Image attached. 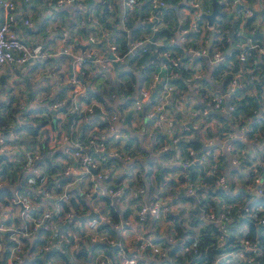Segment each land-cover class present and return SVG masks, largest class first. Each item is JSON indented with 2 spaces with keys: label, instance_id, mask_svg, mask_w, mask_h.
<instances>
[{
  "label": "crops",
  "instance_id": "1",
  "mask_svg": "<svg viewBox=\"0 0 264 264\" xmlns=\"http://www.w3.org/2000/svg\"><path fill=\"white\" fill-rule=\"evenodd\" d=\"M89 1L90 4L87 7H85L87 3L85 0H76L71 4L67 3L59 7L49 5L45 0H29L26 5L16 2V12L14 15L15 22L10 25V30L22 41H25L28 44L40 45L41 49H44L48 55L39 62L3 65L0 72V94H3V97L0 99L10 101L12 107L15 108V106H19L20 109L24 111L25 109L41 107L47 99L57 98L59 92L64 88L63 84L65 82L64 79H66V74L69 73L70 70L74 71L77 69V66H72V58L69 54L58 53L57 51L61 44V33H66L68 38L66 41L70 44L73 52L80 51L84 53L87 49V42L85 41L86 35L89 33L94 34L97 29L105 26L99 21V19L102 18L101 16H103L101 15L103 11H106V21L111 23L112 28L114 27L115 29L124 31L127 35H130L136 26H146L147 24L152 26L153 24L148 21V16L150 14L149 11H147L141 18H126V13L122 8V2L117 3V0ZM183 1L184 0H165L167 5L173 10V15L167 17L165 20L168 23H175L173 27L175 28V31L172 34L173 38H158L151 40L150 34L146 35L143 33H140L138 37L141 39L145 37L148 38L150 44L161 45L165 42L166 44H173V47H175V44L173 43L174 37L175 42H177V44L180 43V39L177 35V28L190 26L191 23L198 26L203 24L201 18H198L197 20H192L190 16H188L189 19L187 18V14L185 13L187 7L184 5L185 2ZM202 1L205 10L209 13L211 10V0ZM221 1L222 0H216V4H219L220 2V6L222 5L224 8V2ZM145 3V1H141V4L135 9L138 14L141 13L142 6ZM242 6V4H238L233 8L234 10L231 9L227 11L224 9L225 14L227 13L226 15L231 16L232 14H235V9L241 8ZM261 13L264 14V12ZM217 16H215V19ZM2 18L3 12L0 8V20H2ZM24 19H28L30 23L24 24ZM249 21H255L258 24L256 33L261 36V40H264V24L260 23V14H257L256 17H250ZM234 24L236 23H233L232 25ZM241 24H243L242 21ZM83 26H86L85 30L82 29ZM237 27L239 28L238 25ZM150 28L151 31H153L152 27ZM111 31L113 34L115 33L114 36L116 37L117 32L113 30ZM206 31L202 35L191 34L186 38V40L191 41L194 38H198L200 46L191 47L192 49H198L201 46H208L210 36H206ZM233 35V30L231 29L228 33V38L233 39ZM150 44H146V47H150ZM232 44L233 42H230L225 50H228L229 46ZM166 50L169 51V54H173L174 48L170 46ZM212 50L213 49H211V51ZM152 52L153 51H151L149 57L142 61V63L145 64V67H142L141 65V68L137 64H129V58L127 59V57L124 58L119 65H113L111 62H107L105 65L101 66L87 62L81 67L84 73L79 76L80 79L85 82L83 93L87 91L86 88H89L88 91L91 93L101 95V99L98 100L92 95L87 97V95L84 94V98L80 100L79 103L81 105H89L97 108V113L88 115L86 120H79L78 118L76 119V117L72 119V116L68 122L67 116L63 112L57 113L55 111L56 114L53 120L52 116H47L43 111L28 115L37 117L35 123L40 124L37 130V136L40 141H43L42 138L46 133L47 140L45 143L47 148H50V144L55 143V140L50 141V139H48V133L50 134V132L55 134V136H59L62 133L67 134L70 140H80L81 144H85L82 140L91 133L97 134L96 132H89L93 126H98V123H100L102 126H98V133L107 132V134L104 133L108 137L105 141H111L113 135H116L118 137L112 140L113 146L118 147L116 144H128V148H132L135 153L133 157L130 156L129 161L123 162V167L115 165L114 162H109L103 169V180L97 181L99 189L106 186L126 187L123 195L125 196L124 198L127 199L118 200L116 198L109 200L113 207L124 216L120 219V222L113 225V236H110L103 230L97 231L96 229V231H90L87 233V236L85 235L80 238L79 242L75 245L71 241H63L62 246L59 247V252L60 255L63 256L62 258L66 260L65 264H88L90 262L92 257L89 256L85 259L77 254V250H80V248L91 249L90 247L93 244L100 241L95 240L91 243L88 236L94 238L103 237L104 239L111 240L114 252L111 254V257H107L109 264H116L118 260L117 252L135 254L137 239L143 236V234L148 233L153 239L159 240L165 234L170 233V229L173 226V218L170 217L171 214L176 217L180 215L179 219L181 225L183 227H188V217H186L185 211L192 206L193 208H197L199 198L198 200L196 199L195 203L191 204L181 201L180 197L185 195L183 189L184 181L179 180V177L178 179H175L180 173V169H174V165H178L177 162L182 160L180 159V155L182 156L183 154L182 150L180 148H178L177 151L173 150V146L163 139V132L160 133L154 127L152 123L153 119L147 116V112L150 109V107H148L150 96L153 93L152 98L154 99L162 90L161 88L163 84L160 88L161 90L159 89L158 91L156 90V86L162 83L164 76L167 74L166 68L156 59V56L158 57L155 53L156 51ZM183 58L185 59V62L183 63L186 69H198V72L202 76L201 83L204 84L203 87L223 93L225 99H228L222 81H220V78L217 76H214V71L218 64L210 61L208 58L197 57L188 53H183ZM149 64L154 65H150L148 81V84H151L152 82L153 85L148 88L149 95L146 100L147 102L142 103L140 109L135 111L130 108V104L127 105L125 102L128 97V95H126V90L128 88L126 83L128 82L123 76H119V74L124 71H130L137 76L140 71H144V68L148 67ZM86 65L87 67H85ZM260 71L261 69L255 71L253 68L246 70L249 82L253 80L259 81L264 88V71L263 73H259ZM154 75L156 76L155 80H153ZM178 76L179 74L176 77ZM242 77L243 76H241V78ZM178 78H181V75ZM241 84H243V80H241ZM171 85L173 88L170 91L163 108L165 119L167 120L172 133L183 134L184 139L181 140H187L191 137L195 138L201 143L199 147L207 141L206 139L209 140V138H212V142L219 146L220 141L217 140L218 138L215 136H206L207 134L200 131L201 125L210 118V115L212 114L209 113L210 108H208V104L200 101L201 99L198 90L196 91L194 88L187 85L186 82H183L182 87L177 84ZM141 86L140 83V87ZM139 88L136 86L135 92ZM63 92L65 93L64 90L61 93L63 94ZM246 92L250 96H254L252 88H248ZM83 93L79 96L83 95ZM259 98L260 100L258 99V102H260L261 106H264V98L261 94H259ZM203 110H205L206 113L204 116H201L200 112ZM111 112H116V117L109 120L108 116ZM259 112L260 111L256 112L254 117H256ZM15 114L17 115V112ZM241 115L242 114H240L239 119H242L241 124L244 128L243 132L238 134L235 128L236 126L233 124L229 125V130H231V132L230 136L227 138L229 142H234V140L239 139L241 136L243 146L237 148L241 150V154L237 155V153H234L233 155L224 152L226 154V162L223 167L225 174L230 181L232 180L229 183V186L224 189L227 193H229V190L231 189L237 198L236 200L241 203V205H239L241 206L240 208L243 206H250L253 202H256L259 197L253 190V185L247 187L245 183V181L249 179V174H252V168L259 169V173L262 176L261 181L264 184V132L262 134L260 132L249 133L248 130L251 127V118L241 117ZM90 117L95 118L96 121L88 127ZM187 133H189V135H186ZM20 136L24 137H19V141L14 142V137L9 135L6 139L3 138L2 144H9L11 147L26 153V150L31 149V147L25 144H29L27 138L31 139V137L25 136L24 132H21ZM223 140H226V137L225 139L223 138ZM151 141L154 143L151 144ZM226 142L227 141L222 142V144ZM13 144H18V146L15 147ZM55 144L54 148L59 146L58 142ZM162 147H165V149H162ZM179 152L180 154L178 158ZM30 157L31 155H26L25 163H30ZM233 157L236 158L235 163H231L230 161V158ZM253 162H255V164H253ZM71 167L72 169L69 172V182H72L75 179V176L82 172L79 167ZM22 173V176L19 174V176L16 175L17 177L15 178L16 182H19V184H23L24 181L27 182V177L30 176L24 172ZM54 174L56 173L53 172L52 175ZM89 179L90 178L87 174H82L80 182H72V184L63 187L66 190L75 189L78 193H80V191L82 193L84 190V183L86 182L87 184H90ZM236 182L237 185H235ZM242 182L243 184L241 185ZM13 190L15 193V189ZM132 194H136L135 197H131ZM95 195L96 194L92 195V197ZM20 196H22L21 199L23 200L27 197L24 193H20ZM199 197H204L203 192L200 191ZM156 199H160L161 201L170 204L169 207L171 208L166 212L168 215L165 216V214H161L158 218L148 215L145 222L138 223L136 220L137 217L134 204L132 203H149ZM101 207V211L105 209L104 204H102ZM2 208L3 211L7 210L6 214H9L11 217L17 218L19 215V205L5 204L1 206V209ZM259 210H261V214L264 215V207L260 206ZM88 214L89 213L86 212L79 215L76 214L74 217L66 220L61 216L55 221V223H57V225L61 224L63 227L66 225V227L74 225L75 227L80 228L88 220ZM29 242H26L24 246L23 261L14 264H32L31 261L33 259H42V255L34 256L35 258L32 259L33 256L29 253L28 249ZM101 250L104 251V248L94 247L93 255ZM145 252H147L144 253V256H146L147 259V264H155L156 257L148 250ZM176 253H181L179 247L178 250L174 252V254ZM2 255L4 257L5 253L2 252ZM52 260L55 262L60 261L61 264V260H59L57 256H54ZM4 263H7L5 259Z\"/></svg>",
  "mask_w": 264,
  "mask_h": 264
},
{
  "label": "built area",
  "instance_id": "2",
  "mask_svg": "<svg viewBox=\"0 0 264 264\" xmlns=\"http://www.w3.org/2000/svg\"><path fill=\"white\" fill-rule=\"evenodd\" d=\"M18 0H0V8L3 12V18L0 20V72L5 64H27L31 62H39L41 61L46 55H48L44 49H41L40 45L38 44H28L25 41H22L16 34H14L10 30V25L15 22L14 15L16 12V2ZM22 2H29V0H21ZM49 5H53L54 7L62 6L63 4H67V0H45ZM76 0H71V3L75 2ZM141 1H145L148 6V10L150 12L148 16V21L153 23L152 24V30H155L156 28L161 26H165L166 24L164 22H161V13H159V10L161 8H164L167 6V3L165 0H136V3L134 6H129L126 2V0H123L122 2V8L126 14H129L133 12L140 4ZM224 2V9L225 10H231L233 9L231 7V4L229 0H222ZM184 5H186V14L187 18L188 16L192 18V20H197L198 18H201L203 24L200 26L195 25L194 23H191L190 26H184L177 28V35L180 39V43L177 44L175 42V37L173 40V43L175 44V47L180 48L182 53H188L193 56L197 57H205L208 58L210 61L215 62L219 65H224L226 69H223L222 72L214 74V76H217L220 78V81H222L223 86L225 87V94L227 95L228 99H225V95L223 93L209 90L204 86V84L201 83L202 76L198 72V69H191V73L189 76L185 78V82L187 85L194 88L196 91L199 92V97L201 102H205L208 104V108H210L212 111H219L221 113H224L226 117H222L226 122L227 126L232 125V118H233V110H234V104L229 103V98H233V101L238 103L241 100V95H237L236 91L238 88H241L243 84H241V74L242 72L246 71L245 67L242 66H236L232 67L231 62L229 60H225V56L230 53V51H236L235 58L238 61H242L245 59L246 52L245 49H250L255 51L257 54L262 55L264 57V46L261 44H258L254 42L251 39V36L257 32L258 24L253 21L249 22L248 25L244 26V24H241V21L244 22V19L241 18V13L243 6L241 8L235 9V14H232L231 16H228L225 14L227 22L232 25L233 23H236L239 26L236 29L233 30V36L236 38V40L231 45V48L228 50L220 51L218 48L213 49L212 51H208L205 46H202L198 49H192L190 47V44H188L191 40H186L187 37H189L192 33H198L200 35L204 34L207 29H211V24L208 25L203 18V14L207 13L205 10V6L202 0H184ZM68 3V4H71ZM237 6V5H236ZM234 10V9H233ZM158 12V13H157ZM154 21V22H153ZM24 24L30 23L28 19L23 20ZM235 25V24H234ZM227 29V28H226ZM225 28L220 29H214L210 31V38L213 40H217L218 42L221 40L222 35L224 33V30L227 31ZM254 29V30H253ZM111 27L103 26L99 29H97L96 33L94 34H87L85 37V41L87 42V49L86 51L80 52L76 51L73 52L71 50V46L66 41L67 35L65 32L61 33V44L59 45V48L57 49L58 53H64L69 54L71 56V62L73 63L72 66H77V69L74 71H69V73L66 74V79L63 87L66 91V100L68 101L67 104H64L61 101H55L51 102L49 105L52 110H57L63 105L65 106V110L67 112H71L73 114H78L79 120H86L88 114H91V106L89 105H81L77 99L80 94L84 91V84L85 82L80 79L79 75H82L84 72L81 69L85 63L90 64H96V65H105L107 62L113 63V65H119V63L127 57L130 58L133 53L138 49L140 51L147 52L146 47V41H149L148 38H143L139 40H135L133 42L128 43V50L125 55H119L117 53V45L113 41L114 34L112 33ZM104 42V45H101ZM186 43L188 45H186ZM159 45V44H157ZM104 48V49H102ZM208 48V47H207ZM155 52V51H154ZM158 56L169 58V64H168V72L164 76V83L162 86V90L156 95L155 97V103L150 106L149 111L147 112V116L153 119V125L154 127L160 132H163V139L167 141L170 145L173 146V150H178V141L181 139H184L183 134H174L172 133L170 127L168 126L167 120L165 119V112H164V105L166 102V99L168 98L170 91L172 90L173 86L168 83V80L170 78L176 77L178 75L177 71H175L173 68L178 66V61L180 57L182 56V53L180 51L173 50V55L169 56L168 50H157L155 52ZM169 56V57H168ZM164 66V64H161ZM216 66V67H217ZM87 67V65L85 66ZM165 67V66H164ZM223 75L229 76L228 81H225V78ZM156 79V76L154 75L153 80ZM86 80V78H85ZM150 83V82H149ZM151 84L142 85L137 91H136V99L130 104V108L134 109L135 111L139 110L142 103L147 102V98L149 95V87L152 86ZM204 88V89H203ZM238 101V102H237ZM236 105V104H235ZM264 109V106H262ZM58 113V112H57ZM206 113L205 110L200 112L201 116H204ZM216 115V114H212ZM220 116V115H216ZM116 117V112H111V114L108 116L109 120H112ZM151 119V120H152ZM236 126V132L239 134L243 132L244 128L241 123H235L233 124ZM218 128H222L221 134L222 137L218 138L217 140L220 141L219 146H217L216 143L212 142V138L206 139L207 141L204 142V144L200 147V149H193L191 147H186L185 152L187 155V158L184 160H180L178 163L180 173L177 175L175 179H178L179 176H183L184 184L183 188L185 190V194H188L190 196H196L194 193L195 190V183L197 182V186L200 187L203 191V196H206L205 190L209 188V184H207L204 181L194 180L190 181L186 176V169L190 164L193 162H197L201 165L209 164V162L217 161V158L220 156L221 153L227 152L228 154L234 153L237 155L241 154V150L237 149L238 147H235L232 142H229L227 138L230 136L231 130H229L226 126L224 127L221 123V121H218L214 119L212 116L208 118L200 127V131L204 134H207V132L216 133ZM250 130V128H249ZM248 130V131H249ZM96 132L97 134L91 133ZM91 134L88 135V139L85 144L80 145V142L76 139L70 140L67 134H60L59 136H55V134L48 133V139L50 141L55 140V143H59L60 149L64 152L66 158L62 160L63 163V173L69 174L72 167H79L81 169V173L77 174L75 176V179L72 182H80L81 175L87 174L89 176V182L90 184L84 183V190L80 191L82 194L83 199H85L88 202L89 210L87 213L93 212L96 215L90 216L86 223L80 227L82 230V235L79 236L77 232L75 231H69L66 230L64 233L60 234H53L51 231L43 240L42 243L36 244L32 250L29 252L32 255H44L47 251L55 248H59L60 244L63 241H71L74 245L79 242L80 238L87 236L88 232H93L96 230L97 225L100 220H104L106 222H109L108 217H106L101 212V205L104 204V200L101 198H108L111 199H118L123 200L127 199L124 198L123 195L124 190H126V187H112V186H106L102 189H99L97 186V181L103 180L104 178V168L102 165H99V161L96 158H92L87 152L84 151V148H89L92 151L100 152L105 151L106 156L108 157H115L117 155H121L122 159L124 161L130 160V155L124 152L121 148L122 144H116L118 147L113 146L112 140L114 138H117L118 136L113 135V139L111 141H108L109 143H106L105 140L108 138L106 136L107 132L98 133V126H93L90 130ZM106 133V134H104ZM186 135H189L187 133ZM226 140H223V138ZM239 140H242L241 136L239 137ZM226 143L222 144V142ZM3 140L0 138V153H10L14 149L8 144H2ZM50 144V149H54L56 144ZM111 143V144H110ZM123 143V141H122ZM154 143L151 141V144ZM162 149H165V147H162ZM32 151H28L29 155H31L30 160L36 159L39 157L37 154V149L32 148ZM234 151V152H233ZM238 151V152H236ZM105 156V155H104ZM103 156V157H104ZM103 157L101 159H103ZM123 161V162H124ZM231 163L236 162V158H230ZM244 163V162H243ZM255 164V162H253ZM24 170L26 172L37 174L40 172L39 168L35 167L32 163H27L23 166ZM130 169V168H128ZM92 170V173L90 172ZM251 182L247 183V187L253 185V190L255 191L257 196L264 195L263 188L260 186L262 176L260 175L257 168H252V174L250 176ZM232 181V180H231ZM228 176L224 174H218L215 178V186H220L221 188H227L229 186V183L231 182ZM72 182L66 183L65 185L72 184ZM64 185V186H65ZM37 192L41 193L39 196V201H35L33 197L26 198L25 200L19 199V197L14 196V202L17 203V206H20L19 216L26 218L31 225L29 226H23L22 230H13L11 226H5L2 223H0V245H2V237L5 230H11V233L9 234L8 238L12 242L11 245L7 246L6 248V257L5 260L9 264V261H12L14 263H21L23 261V255H24V243L23 239L27 240L34 236L33 230L45 223V227L53 229L54 223L51 220V217L54 214L59 213L58 205H53V207L48 208L46 205H44L43 199L44 198H52L53 195L51 193H47V191L44 190V188H37L35 189ZM63 191H67L64 187H62ZM96 194L92 197V195ZM200 194V192H199ZM136 194H132L131 197H135ZM62 200H66L67 196L66 193L60 194L58 196ZM100 203V204H99ZM135 213H136V220L138 223H143L146 221L148 215H151L154 218H158L161 214H165L171 207L170 204H167L164 201H161L160 199H156L153 202L149 203H142V202H134ZM39 208L40 211L38 214L34 217H28L26 210L31 208ZM223 208V207H222ZM80 209V208H79ZM259 209V207H256L255 205L251 204L250 206H243L241 210H243L242 217H249L254 210ZM3 208L1 209L0 206V219L3 218ZM62 217L66 220L73 216V212L71 210L64 212ZM58 218V216H57ZM205 218L207 221L213 223L216 227V230L218 233L216 234V240L221 242L223 241L225 235L227 234V226L232 222V217L227 211H220L217 215H215L212 210H208L205 213ZM48 222V223H47ZM68 222V221H65ZM259 226H264V216L261 215L257 217L255 221ZM61 225V224H60ZM28 230H27V229ZM247 232V227L242 228V234L237 237L235 248L233 250L225 251L213 258L210 264H241V262L250 259L246 257V253H249L251 255H257L260 252L264 251V247L261 249L260 245H258L255 241H251L245 237V234ZM23 238V239H22ZM22 239V240H21ZM88 239L90 242H93L95 240H100L101 242H106L107 244L112 245L111 240L104 239L103 237L94 238L92 236H88ZM162 241L155 240L151 235H147L146 233L143 234V236L139 237L136 242V248H135V254H128L126 252H117L118 253V260L116 264H142L145 261H147L146 256H144L145 251H150L155 257H156V263H159V260L164 256V248L163 244L172 245L176 242L177 238H175L174 233H167L164 236H162ZM80 248V246H79ZM81 249V248H80ZM3 250V246H2ZM180 250L183 251H190L195 252L194 246H182ZM15 256V259L13 260V257ZM91 264H109L108 257L104 253V251H99L95 255L92 256L90 260ZM6 263V264H7ZM44 264H60L59 262H55L52 259H46L44 261Z\"/></svg>",
  "mask_w": 264,
  "mask_h": 264
},
{
  "label": "trees",
  "instance_id": "3",
  "mask_svg": "<svg viewBox=\"0 0 264 264\" xmlns=\"http://www.w3.org/2000/svg\"><path fill=\"white\" fill-rule=\"evenodd\" d=\"M17 2L19 4L26 5V3L22 2L21 0H18ZM85 2H87L85 7H87L90 4V1L85 0ZM142 7L143 8H142L141 13L138 14L134 10L133 12L126 14L125 17L126 18L143 17L149 8L147 6V3L143 4ZM216 7L220 11L221 9L220 2L219 4H216ZM172 12H173L172 8L169 7L168 5L159 10V13H161L160 16H162V19L160 21L161 22L164 21V23L166 24L165 26H160L153 31H151V28H150L151 26L149 24H147L146 26H143V25L136 26L135 29L132 30V33L130 35H127L124 31L115 29L113 27L115 29L114 30L111 26V23H109V21H106V11L102 12L101 15L103 16H101L102 18L99 19V21L101 24L105 25L106 27H111L113 31L117 32V36L116 37L113 36V41L117 45V53L119 55H125L128 50V46H129L128 43L141 39L138 37L140 33H143L146 35L150 34L151 40L158 39V38H162V39L173 38L172 34L175 31V28H173L175 23H168L165 21L167 17L173 15ZM249 19L250 17L247 20H244L243 22L244 26L248 25V23L251 22L249 21ZM85 28L86 26L82 27V29L84 30ZM215 28L220 29V30L227 28L226 29L227 31L224 30L222 38L219 42L217 40L210 39L208 46H206V49L209 52L211 51V49H215V48H218L220 51H223L224 49H226V47L228 46L230 42H234L236 40L235 37H233V39L228 38L229 31L231 29L232 30L236 29V24L230 25L227 22L225 14H223V12H221L217 16V18L212 22L211 29H207L206 36H209L210 31L214 30ZM192 34L197 35L198 33H192ZM260 38L261 36H259L257 33H254L251 36V39L254 42L264 46V40H261ZM101 43H102L101 45H104V42H101ZM145 43L150 44V41H146ZM188 44H190V47L200 46L198 42V38L197 39L194 38L192 41H189ZM188 44L186 43V45ZM170 46H172L174 50L176 49V51H180L182 53L181 49L177 47H173V44L171 45V44H166L165 42H163V44L161 45H155L151 43L150 47H147V50H148L147 52L140 51L137 49L135 53H133V55L128 59V63L137 64L140 68H141V65L142 67H145V64H143L142 61L150 56L151 51L154 52V50L157 51L161 49L166 50ZM245 52H246V56H245V59L242 61H238L235 58L236 51H233V50L230 51V53L225 56V60H229L231 62L232 67L242 66V67H245L246 70L253 68L255 69V71L261 69L259 73H263L264 57L250 49H245ZM172 55L173 54H169L170 57ZM156 59L161 64H164L168 72L167 67H168V64L170 63L169 58L156 56ZM183 62H185V59L183 58V53H182V56L177 62L178 66L173 68L175 71H177L179 76L181 75V78H178L179 76L170 78L168 80V83L181 85L180 87L183 86V82L185 83V78L189 76V74L191 73V70H188L184 67ZM150 65L154 66L152 64H149L148 67L144 68L145 69L144 71H140V73L137 76H135L130 71H126V72L124 71L123 72L124 74L123 73L119 74V76H123L124 79L128 82L126 83L128 85V88L126 90L127 92L126 95H128V97L125 100L127 105L131 104L136 99L135 98L136 97V92H135L136 86L137 88H139L140 83L141 85L148 84L149 74H150ZM223 69H226L224 65L221 64L217 66L215 68L214 74L222 72ZM241 76H243L241 78V80H243V85L241 86V88H238V90L236 91V94L238 96L241 95L240 102L237 101L238 103H236L233 101V98H229V103L231 102L234 104L233 118L231 121L233 124L241 123L242 119L240 120L239 116L240 114H242L241 117L251 118L250 120L251 127L249 130V133L260 132L262 134L264 132V109L260 105V102H258V99L260 100L259 94H261L262 97L264 98V90H263L264 88L261 86L259 81L253 80L249 82L248 73L246 71L242 72ZM223 77L225 78V81L226 80L228 81L229 76L223 75ZM163 81H164V78H163ZM163 81L162 83L156 86L157 91L161 88ZM248 88L253 89L255 98L254 96H250L249 94H247L246 91ZM63 90L65 91V88H63ZM61 92H59V94L57 95L58 96L57 98L47 99L44 102V105H41V107H36L35 109H25L24 111L20 109L19 106H15V108L12 107L10 104V101L0 99V138L3 140V138L6 139V137H8L9 135H12V137H14V142L15 141L18 142L19 137H24V136H20L21 132H24L25 136H30L31 139L27 138L29 140V144H25V145L30 146L31 149L34 147L35 149H37L38 151L37 154L39 155L38 157L39 161L37 164L35 163L34 166L39 168L40 170V172L37 174H32L24 170L23 166L27 164L25 163V157L26 155H29V154L24 153L21 150L14 149L12 152L8 154L4 152L0 153V206L5 205V204L17 206V203L13 201L14 200L13 198L14 196H17V197L20 196V193H24L25 196H27L26 198L33 197L35 201H39V196L41 195V193L35 190L39 187L44 188V190L47 191V193H51L53 195L52 198L43 199L44 205H46L48 208L50 207L52 208L53 205L59 206V209H58L59 213L54 214L51 217V220L54 223L53 229L45 227L44 225L46 222H44L43 225L33 230L34 236L32 238L27 239V240H24L23 238H22L23 240L21 239L23 243L25 242L23 244L24 246L26 242H29L30 240L29 245H28L29 252L32 250V248L36 244L38 245L42 243L45 237L51 231L55 235V234L64 233V231L69 230V231H75L77 232L79 236H81L82 230L80 228L75 227L74 225H69L68 227H66L67 226L66 225L63 227L61 225H57L55 221L59 217H61L64 212H67L69 210L73 212V216H75L76 214L79 215L85 212L87 213V211L89 210L88 202L85 201V199H83L82 194L78 193L77 190L71 189V190H68V193L67 191L62 190V187L66 183L69 182V174L63 173L62 160L66 158V156L64 152L61 149H59V146L54 149L47 148L46 143H45V141L47 140L46 133L44 134L42 138L43 141H40L38 139L37 130L40 124L35 123V120L37 119V117L33 115L28 116L29 114L38 113L41 111L45 112L47 116L55 117V114H56L55 112H63L66 116H68L71 112H67L65 110L64 105L60 107L59 109L55 110L54 113L51 112L52 108L49 107L51 102H55V101L63 100L62 102L64 104L68 103V101L65 98L66 91L65 93L63 92V94ZM84 94H86L87 97L89 95H92L98 100L101 99V95H98L96 93H91L90 91L87 90L83 93V95L79 96L77 100L80 101L82 98H84ZM154 103H155V98L154 99L152 98V100H150L148 103L149 104L148 107H150ZM91 110H92L91 114H88V115H93L97 113L96 107H91ZM258 111L260 112L256 115V117H254L255 113ZM16 112H17V115L15 114ZM210 116H212L214 119L218 121H221L222 125L224 127L226 126L229 129L230 126L226 125L227 122L221 116H216V115H210ZM75 117L77 119L78 114H73L72 119H74ZM95 121H96L95 118L90 117L88 127L90 124L92 125L93 123H95ZM98 126H102V125L98 123ZM221 131H222V128H218L216 133L213 134L211 132H207L206 136H209V137L215 136L216 138H220L222 137ZM87 139H88V136L84 140H82V142L86 143ZM105 142L108 143V141H105ZM200 144L201 143L198 140L192 137L188 138L187 140H179L178 147L183 152L182 156L180 155L181 157L180 159L185 160L187 158L186 152L184 153V150L186 147H191L197 150V149H200L201 147V146L199 147ZM232 144L238 148H241L243 146L242 145L243 142H241V140L239 139L234 140ZM13 145L15 147L18 146V144H13ZM80 145H83V144H81L80 142ZM121 147H122L121 149L127 154H129L130 156L133 157L135 155L132 148H128V144H122ZM31 149L26 150V151L27 152L32 151ZM84 151L87 152L92 158H96L99 161V165H102L103 168H105L109 162L110 163L114 162L115 165H120L122 167L124 165L123 163L124 160L122 159L121 155H117L115 157H112V156L108 157L106 156L105 151L101 150L100 152H97V151L94 152L90 149V147L84 148ZM179 154L180 152L178 153V158H179ZM102 157L103 159H101ZM225 158H226V154L221 153L220 156L217 158V161H214V162L211 161L209 162V164H204V165H201L197 162H193L191 165V168L186 169L185 178H187L190 181H194L197 179L199 181H204L207 184H209V188L205 190L204 192L206 193V196H204L200 200H198L197 197H192L188 194H185L186 196L182 195V197H180L181 201L183 200L185 202H188L189 204L195 203L197 199L198 200L197 208H193L192 206L191 208L185 211L186 217H188V220H187L188 227H183L181 225V221L179 219L180 215L178 217L172 214L170 215V217L173 218V227H174L173 229L175 230L174 236L175 238H177V240L172 245L163 244V248L165 252H164V256L161 258V260H159L158 264H210L213 258L217 256L218 254L225 252V251L236 249L235 244L237 242L235 239L242 234L243 227H247V232L245 234V237L247 239L251 241H255L258 245H260L261 249L264 247V226L263 227L259 226L255 222L257 217L262 215L261 214L262 211L257 209V210H254L249 217H242L244 212L243 210H241L242 209L240 208L241 206L238 205L239 201L236 200L237 198L234 195V193L231 191V189L229 190V193H227L224 188L214 185L216 176L218 174L225 173L223 170L224 169L223 167L225 166V162H226ZM34 160L35 158L33 160H30V163L33 164ZM175 168L179 169V166L174 165V169ZM22 172L29 174L30 176L27 177V182L24 181L23 184H19V182H16L15 178L17 177L16 175L19 176V174H21L22 176L23 174ZM53 172L56 174L52 175ZM90 172L92 173V170H90ZM250 176L251 174H249V179L246 181V184L251 182ZM182 177L183 176H179V180L184 181ZM260 186H262L263 193H264V184L262 182ZM13 189H15V193L13 192L14 191ZM195 189H196V192L197 190L199 192L203 191L198 186H195ZM63 192L64 194L66 193V196H67L66 200H62L58 197L60 194H63ZM21 197L22 196H20L19 199H21ZM101 198L105 201V209H103L101 212L106 217H108L109 222L100 220L96 229L97 231L103 230L105 233H108L110 236H113L114 234L113 225L120 222V219L123 218L124 216L122 213H119L113 207V205L109 202L108 198L106 199L103 197ZM252 204L256 205L257 207H260V206L264 207V196H259L256 202H253ZM208 210H212V212L215 215H217L220 211L225 210L232 217V222L227 226V232H226L227 234L225 235L223 241L221 242L216 240V234L218 233V231L216 230L215 225L207 221V219L205 218V213ZM39 211H40L39 208L33 207L31 209L26 210V213L28 217H34L38 214ZM3 213L4 215H3V218L0 219V223H2L3 225L7 227L11 226L13 230H16V231L22 230L23 226L31 225L30 222L26 218L20 217L19 215L17 218L11 217L9 214H6L7 210L3 211ZM167 215L168 214L165 213V216ZM10 233H11V230H5L3 233V237H2V246H3L2 252L5 253V256L3 257L4 259L6 257V248L12 243L10 239L8 238ZM160 241H162V239H160ZM62 244L63 242L60 244V247L62 246ZM182 246H194L195 252H190V251L186 252V251L180 250L181 253L174 254V252L178 250V247L179 249H181ZM94 247L95 248L103 247L104 253L106 254V256H109V257H111V254L114 252L112 249V245L107 244L106 242L99 241L93 244L90 247L91 249L81 248L80 250H77L78 251L77 254L82 256L85 259L89 256L92 257L94 253L93 251ZM59 251H60V248L51 249L47 251L44 255H42L43 257L41 256L42 259H38V258L33 259L35 258L34 256H38V255H32L33 260L31 261V263L32 264H44V261L46 259H53L54 256H57V258L61 260V264H65L66 260L62 258L63 256L60 255ZM245 255L247 258H250V259H247L241 262V264H264V251L260 252L257 255H251L249 253H246ZM4 259H3V264H5ZM155 261H156V258H155ZM58 262L60 263V261ZM142 264H147V261H145Z\"/></svg>",
  "mask_w": 264,
  "mask_h": 264
},
{
  "label": "clouds",
  "instance_id": "4",
  "mask_svg": "<svg viewBox=\"0 0 264 264\" xmlns=\"http://www.w3.org/2000/svg\"><path fill=\"white\" fill-rule=\"evenodd\" d=\"M68 3H71V0H67ZM123 2V0H117V3ZM129 6H134L136 0H126ZM231 7L235 8L236 5L242 4L243 9L241 13V18L247 20L249 17H256L257 14H260V23L264 24V14L261 13V10L264 9V0H229ZM254 30V29H253ZM3 97V94H0V98ZM3 255H2V245H0V264H3ZM15 256L13 257V260ZM9 264H13L12 261H9Z\"/></svg>",
  "mask_w": 264,
  "mask_h": 264
},
{
  "label": "water",
  "instance_id": "5",
  "mask_svg": "<svg viewBox=\"0 0 264 264\" xmlns=\"http://www.w3.org/2000/svg\"><path fill=\"white\" fill-rule=\"evenodd\" d=\"M105 5V4H104ZM261 12H264V9H262L261 10ZM221 12L217 9V7H216V0H211V10L209 11V13H205V14H203L202 16H203V18L206 20V22H207V24L208 25H210V24H212V22L215 20V16H217V15H219ZM231 48V46H229V49ZM153 55V54H152ZM87 90L89 89V88H86ZM152 97H153V93L151 94V96H150V100H152ZM51 112L52 113H54V110H51ZM209 113H211V114H216V115H220V116H222V117H226V115L224 114V113H221V112H219V111H212L211 109H209ZM73 116V113H70L68 116H67V121L69 122L70 121V119H71V117ZM54 119V116H52V120ZM37 161H39V159L38 158H36L35 160H34V162H33V165H35V163H37ZM191 165L192 164H190L189 166H188V169H190L191 168ZM96 214L95 213H93V212H90L89 214H88V217H90V216H95ZM114 247H117V246H114ZM88 264H90V262L88 263Z\"/></svg>",
  "mask_w": 264,
  "mask_h": 264
},
{
  "label": "rangeland",
  "instance_id": "6",
  "mask_svg": "<svg viewBox=\"0 0 264 264\" xmlns=\"http://www.w3.org/2000/svg\"><path fill=\"white\" fill-rule=\"evenodd\" d=\"M222 2V1H221ZM220 11L221 12H223V14H225V10H224V8H223V6L221 5V9H220ZM63 127V126H62ZM61 127V128H62ZM195 183V186H197L196 184H197V182H194ZM245 183H246V181H245ZM243 184V182L241 183V185ZM235 185H237V182L235 183ZM184 189V188H183ZM184 192H185V190H184ZM194 193L196 194V196H197V198H199V200L201 199L200 197H199V191L197 190V192H196V189L194 190ZM183 201V200H182ZM183 202H185V201H183ZM238 205H241V203L240 202H238ZM174 227L172 226V228L170 229V233L171 234H173L174 232H175V230L173 229ZM147 235H148V233H146ZM161 239V238H160ZM159 239V240H160Z\"/></svg>",
  "mask_w": 264,
  "mask_h": 264
}]
</instances>
